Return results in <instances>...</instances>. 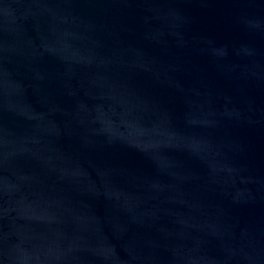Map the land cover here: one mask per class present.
<instances>
[{
	"label": "water",
	"instance_id": "obj_1",
	"mask_svg": "<svg viewBox=\"0 0 264 264\" xmlns=\"http://www.w3.org/2000/svg\"><path fill=\"white\" fill-rule=\"evenodd\" d=\"M0 264H264V0H0Z\"/></svg>",
	"mask_w": 264,
	"mask_h": 264
}]
</instances>
